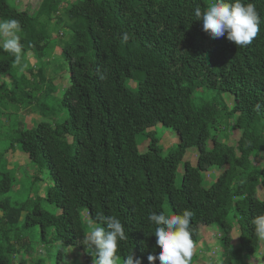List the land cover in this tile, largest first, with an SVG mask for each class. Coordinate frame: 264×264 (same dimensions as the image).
<instances>
[{
  "label": "trees",
  "instance_id": "16d2710c",
  "mask_svg": "<svg viewBox=\"0 0 264 264\" xmlns=\"http://www.w3.org/2000/svg\"><path fill=\"white\" fill-rule=\"evenodd\" d=\"M69 1L38 0L31 13L18 9L16 0H0V19L20 21L23 46L19 65L0 47V80L6 79L0 83V124L35 109L28 124L12 120L13 142L0 148V264H42L37 247L44 242L57 243L58 259L62 248L82 251L85 223L97 213L117 216L125 226L121 262L133 251L148 264L147 253L158 251L149 212L183 208L194 213L193 244L199 226H215L222 262L248 264L259 248L252 220L264 214L255 192L264 186V111L253 109L264 102V0H250L262 23L245 47L202 31L193 10L211 0ZM54 23L69 35L60 51L67 83L59 98L53 95L56 77L27 60L31 55L38 64L51 50L46 26ZM56 100L66 109L64 119L52 106ZM156 125L172 130L169 151L152 134ZM231 131H238L233 144ZM140 134L148 138L144 153L137 148ZM14 145L35 167L33 183L40 180L38 170L50 180L42 194L39 186L17 203L8 196L14 168L3 158ZM192 148L194 165L183 162ZM179 164L183 173L175 187ZM213 166L224 169L206 186L202 173ZM229 214L239 227L236 247Z\"/></svg>",
  "mask_w": 264,
  "mask_h": 264
},
{
  "label": "clouds",
  "instance_id": "9594fccd",
  "mask_svg": "<svg viewBox=\"0 0 264 264\" xmlns=\"http://www.w3.org/2000/svg\"><path fill=\"white\" fill-rule=\"evenodd\" d=\"M195 20L211 39L225 36L239 47L252 43L260 32L262 23L256 6L250 0H211L206 7L194 8ZM21 23L18 19H0V47L21 64L23 46L21 44ZM121 38L129 39L123 32ZM255 111H264V102L253 105ZM194 216L190 208L166 214L164 211H150L148 220L154 225L155 246L158 251L147 253L148 264H190L193 256L191 220ZM256 235L264 239V214L253 218ZM90 230L84 237L85 246L94 256L93 264H142L140 257L130 252L122 262L118 255L120 242L129 239L125 226L117 216L97 213L89 221Z\"/></svg>",
  "mask_w": 264,
  "mask_h": 264
},
{
  "label": "rangeland",
  "instance_id": "374dc122",
  "mask_svg": "<svg viewBox=\"0 0 264 264\" xmlns=\"http://www.w3.org/2000/svg\"><path fill=\"white\" fill-rule=\"evenodd\" d=\"M38 0H16V7L18 9H25L29 10L31 13L33 12L34 8L36 7V3ZM76 0L69 1L70 3L75 2ZM8 2L11 5H14V0H8ZM70 3H66L68 6ZM63 12V11H62ZM61 14V13H60ZM63 23V22H62ZM46 32H47V42L48 45H50L51 50L49 52H44L43 58L39 59V63L34 60V58L31 55H28V63L30 65H36L42 67V72L46 74H50L55 78V83L58 84L56 88V93L53 94L56 98H59L61 95V92L65 89L66 86V76H67V67L64 64L62 57L60 55L61 47L65 41L68 40L69 35L65 32V30L58 28L57 24L53 25H47L46 26ZM61 33H65V37H60ZM3 81H6L5 78L1 77L0 83ZM46 82L45 78L41 79V83ZM131 84H134L131 82ZM46 86V85H45ZM44 86V87H45ZM41 93H39L40 96ZM51 102V101H49ZM52 106L55 107V110H60L62 116L60 118H66V109H61L60 106H57V100L53 103ZM15 107V106H13ZM15 110V108H13ZM35 110L32 106L29 109V112L27 110H24L23 112L17 113L13 116V119H21L25 124H28L30 119L34 116H32V111ZM11 114H13L10 111ZM3 117H8V115L5 113L2 114ZM12 119V120H13ZM36 121L43 120V118H35ZM8 120L7 123L4 122L0 124V148L8 145L13 142L12 137L15 134V131L17 128H14L13 121ZM152 134L159 139V145L161 147L167 148L168 151L172 149L174 145L170 146L175 141V136L170 129H166L160 125H156L154 128L151 129ZM230 137V143L233 144V140L237 138L238 131H231L229 134ZM138 142V150L140 153H144L147 150L146 143L148 141V138L145 134L137 135L136 137ZM16 145L14 147H11L9 151L4 155L3 158H5V161L8 163V169L14 168V173L12 172L13 177V183L15 178V183L12 186V189L8 193V196L10 197L12 203H17L22 200H25L28 198L29 194L31 195V192L35 191L39 186V191L42 194L43 190L45 191L46 186L50 184V180L47 177L45 170H38V178L40 180L36 181V183L32 182L31 175L35 167H31L29 164V159L20 153L19 149L16 150ZM164 153H167V149L163 150ZM195 156H196V150L194 148L189 149L186 154L183 157V162L188 161L192 165L195 164ZM261 162H264V156L261 158ZM29 165L28 169L25 168L24 165ZM21 166V167H20ZM27 169V174L26 173ZM224 168H218V167H211L206 172L202 173L203 177V184L208 186L216 177L218 174H220L223 171ZM183 173V165L179 164L174 177V186L179 187L181 178ZM23 174V175H22ZM26 176H25V175ZM23 177H22V176ZM25 176V177H24ZM44 182V184L42 182ZM44 187L42 186V184ZM16 184V186H15ZM43 187V188H42ZM256 196L260 199L264 200V186L258 185L256 186ZM4 196H0V199H2ZM43 207H45L47 210H51L52 207L50 205H47L45 202L42 201ZM164 209L168 212V206L167 204H164ZM228 223L231 224V232L230 237L232 239V246L236 247L238 244V236H239V227L237 224V220L233 217L232 214L228 215ZM87 224V234L90 230L89 221H86ZM37 230V229H35ZM218 229L215 226H199L197 230V240L193 244V256L191 259L190 264H224L222 262V246L220 244L219 240V234ZM259 248L258 251L253 255H248V264H261L260 256L262 251H264V239L259 238ZM37 252H42L41 257L43 259L42 264H93L94 256L91 255L90 249H88L85 245L83 250L77 248H62L61 251L63 252V257L61 259H58L57 254V243H51L46 244L45 242L42 243L41 249L40 247H37ZM88 257V258H87ZM257 262V263H256Z\"/></svg>",
  "mask_w": 264,
  "mask_h": 264
},
{
  "label": "crops",
  "instance_id": "0c3cea01",
  "mask_svg": "<svg viewBox=\"0 0 264 264\" xmlns=\"http://www.w3.org/2000/svg\"><path fill=\"white\" fill-rule=\"evenodd\" d=\"M257 263V262H256Z\"/></svg>",
  "mask_w": 264,
  "mask_h": 264
}]
</instances>
